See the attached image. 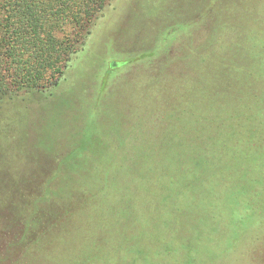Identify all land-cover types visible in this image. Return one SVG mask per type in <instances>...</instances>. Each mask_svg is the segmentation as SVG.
Masks as SVG:
<instances>
[{
	"label": "rangeland",
	"instance_id": "rangeland-1",
	"mask_svg": "<svg viewBox=\"0 0 264 264\" xmlns=\"http://www.w3.org/2000/svg\"><path fill=\"white\" fill-rule=\"evenodd\" d=\"M0 264H264V0H112L1 105Z\"/></svg>",
	"mask_w": 264,
	"mask_h": 264
},
{
	"label": "trees",
	"instance_id": "trees-1",
	"mask_svg": "<svg viewBox=\"0 0 264 264\" xmlns=\"http://www.w3.org/2000/svg\"><path fill=\"white\" fill-rule=\"evenodd\" d=\"M111 1L0 0V106L57 86Z\"/></svg>",
	"mask_w": 264,
	"mask_h": 264
}]
</instances>
